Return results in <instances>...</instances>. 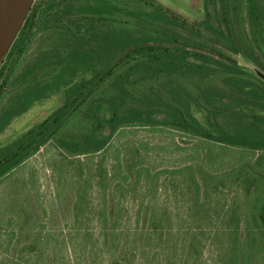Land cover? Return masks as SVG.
Masks as SVG:
<instances>
[{
	"label": "trees",
	"instance_id": "trees-1",
	"mask_svg": "<svg viewBox=\"0 0 264 264\" xmlns=\"http://www.w3.org/2000/svg\"><path fill=\"white\" fill-rule=\"evenodd\" d=\"M216 1L205 0L206 7ZM55 4L56 0H52L43 12ZM253 6L257 11L256 20L264 30V14L255 3ZM207 15L210 20L211 15ZM36 16L33 7L5 58L13 60V66L0 67V104L5 98L3 90L31 46ZM136 16L162 29L165 38L114 35L116 46L111 54L93 50L61 54L59 58L63 61L59 66L62 69L55 79L28 91L15 108L0 116L1 132L13 118L22 116L37 102L50 94L64 93V105L50 119L0 147V182L53 140L61 156H67L65 160L69 165L78 166L80 179L75 184H80L79 181H84L80 157L105 153L119 130L129 126L171 128L190 137L240 150L264 149V61L247 52L228 12L224 10L218 19L220 38L189 28L167 15L140 13ZM206 25L212 28L209 22ZM93 30L92 26L88 33ZM66 31L72 33L70 27H66ZM77 34L78 31L70 35L77 37ZM147 89L150 94L146 93ZM79 117L81 125H88L85 131L76 133L65 129ZM142 162L139 151L132 160L126 156L117 161L115 168L119 172L110 177L102 158L96 175L100 179L99 203L96 206L90 203L89 192L80 184L67 200V211L73 219L68 233L54 213L49 223L39 225L41 229L37 232L31 212L24 207L19 209L22 214L15 216L14 221L21 226L13 235L22 241V247L16 264H27L31 260L25 257L27 249L35 252V264H102L104 261H107L105 264H195L198 240L179 246V239L173 237L179 235L180 230L170 227L168 219L160 218L164 213L156 206L151 208L143 203L134 227L124 224V201L138 192L141 183L148 179L143 177ZM200 172L201 181L193 178L191 183L196 187L191 195L196 203L202 201L206 193L208 175L203 169ZM219 178L225 180L226 177ZM237 181L248 182V187L259 183L253 173L251 176L240 172ZM218 189L216 186L215 190ZM12 205L17 206L15 201ZM255 206V225L264 235V197L258 198ZM94 220L98 221L95 230L84 227V222L90 225ZM194 232L192 229L189 234ZM74 233L76 238L82 237L78 243L72 238ZM248 235H251L249 230ZM167 243L175 245L170 256L163 252ZM67 244L72 247L64 255L59 250ZM244 244L245 241L235 235L234 255ZM233 264L246 263L236 258Z\"/></svg>",
	"mask_w": 264,
	"mask_h": 264
},
{
	"label": "rangeland",
	"instance_id": "rangeland-1",
	"mask_svg": "<svg viewBox=\"0 0 264 264\" xmlns=\"http://www.w3.org/2000/svg\"><path fill=\"white\" fill-rule=\"evenodd\" d=\"M51 1L34 2L33 7L37 11L35 36L3 90L5 98L0 104V116L15 108L28 91L55 79L62 69L59 66L60 61H63L59 58L61 54L81 50L111 54L116 46L114 35L165 38L162 29L136 16L140 13L167 15L189 28L220 38L218 19L226 10L247 52L264 61V30L256 20L257 11L253 6L255 3L264 14V0H253L254 3L252 0H218L207 7L205 0H56L54 7L44 13ZM207 14L211 15L210 20ZM207 22L212 28L207 27ZM92 26L94 30L90 34L88 32ZM66 27H70L72 33L66 31ZM76 31L79 36L70 35ZM40 57L41 63L36 65ZM12 63L13 60L5 59L2 69H10ZM146 93L150 94L148 89ZM64 102V93L56 92L34 104L22 116L13 118L0 132V147L12 143L32 127L50 119ZM198 117L202 119L201 114ZM81 120L79 117L76 123L65 129L83 132L88 125H81ZM137 151L145 166L143 177L148 179L141 183L138 192H133L124 201V224L127 227H134L139 207L145 203L151 208L156 206L160 213H164V217L160 218L168 219L170 227L180 230V234L173 237L179 239V246L193 239L198 240V252H194L195 264H233L236 258L238 262L246 264H264V235L255 225L254 210L258 198L264 197V149L240 150L190 137L171 128H122L105 153L80 157L84 165V181L79 182L89 192L90 203L94 206L99 203L100 179L96 176L99 161L105 158L104 169L111 177L119 172L115 168L117 161L126 156L132 160ZM65 159H68L67 156L63 158L53 145V140H50L0 182V264L18 263L22 241L13 232L21 226L14 221L15 216L21 213L19 209L24 207L31 212L35 219L34 228L35 223L38 227L37 232L41 229L39 225L49 223L53 213L58 214L60 226L67 233L68 226L73 225L72 216L67 211V200L80 187V184H75L80 179V172L78 166L69 165ZM186 166L194 169L182 170ZM201 169L208 175L204 187L206 193L203 200L196 203L191 196L196 187L191 183L193 178L201 181ZM240 172L251 176L253 173L259 181L258 185L248 187V182H238ZM219 177L226 178L221 180ZM216 186H219L218 190H215ZM12 201L17 206L12 205ZM97 225L96 220L90 225L84 222V227L94 230ZM192 229L195 232L190 235ZM248 230L251 235H248ZM35 235L36 232L33 240ZM235 235L245 244L234 255ZM73 237L76 238L75 233ZM81 238L75 241L78 243ZM68 246L59 251L67 255L72 247ZM174 247L173 243H167L163 252L170 256ZM24 254L25 257H31L27 264H35L34 251L27 249ZM105 263L107 261L102 262Z\"/></svg>",
	"mask_w": 264,
	"mask_h": 264
},
{
	"label": "water",
	"instance_id": "water-1",
	"mask_svg": "<svg viewBox=\"0 0 264 264\" xmlns=\"http://www.w3.org/2000/svg\"><path fill=\"white\" fill-rule=\"evenodd\" d=\"M35 0H0V65L17 39Z\"/></svg>",
	"mask_w": 264,
	"mask_h": 264
},
{
	"label": "flooded vegetation",
	"instance_id": "flooded-vegetation-1",
	"mask_svg": "<svg viewBox=\"0 0 264 264\" xmlns=\"http://www.w3.org/2000/svg\"><path fill=\"white\" fill-rule=\"evenodd\" d=\"M31 12V11H30ZM5 60V59H4ZM4 65V63L2 62V64L0 65L1 69H2V66ZM1 69H0V72H1Z\"/></svg>",
	"mask_w": 264,
	"mask_h": 264
}]
</instances>
